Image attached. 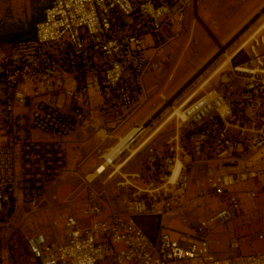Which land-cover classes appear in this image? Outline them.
<instances>
[{
	"label": "built area",
	"instance_id": "2783aa9c",
	"mask_svg": "<svg viewBox=\"0 0 264 264\" xmlns=\"http://www.w3.org/2000/svg\"><path fill=\"white\" fill-rule=\"evenodd\" d=\"M197 3L50 0L35 37L0 42V231L19 209L48 204L68 167V136L103 131L115 143L137 128L131 145L147 133L152 116L137 118L148 96L145 76L163 68L161 47L181 36ZM183 111L165 150H158L155 136L137 145L135 156L147 152L151 176L141 184L135 182L141 172L124 176L121 186L135 190L121 209L109 208L108 190L94 183L110 167L104 171L100 163L92 177H83L86 194L77 208L68 207V195L55 209L51 232L26 236L36 264H264V251L219 256L210 242L243 212L242 193L251 200L264 193V36L234 56ZM104 150L98 149L102 160ZM232 162L241 167L225 165ZM251 181L259 185L237 188ZM210 197L222 207L174 236L166 217L185 220ZM149 215L160 225L155 237L139 220ZM0 264H6L1 234Z\"/></svg>",
	"mask_w": 264,
	"mask_h": 264
},
{
	"label": "rangeland",
	"instance_id": "374dc122",
	"mask_svg": "<svg viewBox=\"0 0 264 264\" xmlns=\"http://www.w3.org/2000/svg\"><path fill=\"white\" fill-rule=\"evenodd\" d=\"M49 1L0 0V33L15 30L28 20L37 17L41 12L40 17L43 18L44 7ZM263 4L264 0H199V3L189 10L181 36L164 42L163 36L154 35L158 44L164 42L160 50L164 66L160 71L149 72L145 76L148 96L144 106L137 113V118L143 121L161 108L164 109L149 124L147 133L131 144V147L137 146L146 136L156 134L153 141L158 150L166 148L167 139L175 134L177 126L175 116H179V110L187 106L203 90H209L213 82H217L219 73L226 68L231 59H228L227 54L232 56L239 50L247 51L255 39L264 36ZM256 16L258 17L249 23ZM165 31L170 34L166 28ZM254 36L257 37L254 38ZM23 38L21 35L14 37L0 34V41ZM210 78L213 79L207 84ZM104 138L105 136L100 137L98 134L87 136L79 132L66 138L68 167L59 185L47 194L48 204L34 211L27 208L19 209L14 214L12 222L0 231L6 264H36L27 249L26 236L37 229L51 232L50 222L55 209L68 195L72 198L68 207L77 208L79 206L86 194L83 177L92 173L95 167L103 161L99 158L98 149L104 150L114 144L112 140ZM129 152V149H125L120 153L113 165L110 164L109 169L94 182L97 187L108 190L109 201L107 197L106 201L109 208L121 209L124 201L135 190L133 187L123 188L121 186L122 182L126 181L124 176L133 172H141L143 178L140 181L135 179V182L139 184L151 176L147 168L146 151L139 153L120 172L112 175L115 165L122 164ZM201 168L196 169V177ZM196 188L197 183L193 182L192 190ZM55 189L58 191L56 192ZM55 194L58 196L57 199L52 198ZM220 201L218 197H210L208 206L186 214L187 221L168 216L164 222L170 226L171 233L177 236L179 230H191L204 215L217 211L220 208ZM139 220L146 232L151 237H155L160 228L156 218L149 215ZM219 229L221 227L217 228ZM228 253L230 250L225 255Z\"/></svg>",
	"mask_w": 264,
	"mask_h": 264
},
{
	"label": "crops",
	"instance_id": "0c3cea01",
	"mask_svg": "<svg viewBox=\"0 0 264 264\" xmlns=\"http://www.w3.org/2000/svg\"><path fill=\"white\" fill-rule=\"evenodd\" d=\"M128 130L129 126L122 128L124 133ZM77 132L82 133L81 131ZM227 166L232 169H237L241 167V164L237 165L236 162H232L228 163ZM258 185V181H251L237 188L242 190L246 187H256ZM241 200L243 203V212L210 235L211 246L217 251L219 256H224L229 250L230 253L264 251V193H261L255 200L249 199L242 193ZM219 204L221 208L223 205L222 201ZM183 221L187 220L185 219ZM233 240L239 241L240 246L238 249L231 247L230 243Z\"/></svg>",
	"mask_w": 264,
	"mask_h": 264
},
{
	"label": "bare ground",
	"instance_id": "6f19581e",
	"mask_svg": "<svg viewBox=\"0 0 264 264\" xmlns=\"http://www.w3.org/2000/svg\"><path fill=\"white\" fill-rule=\"evenodd\" d=\"M262 14H264V11L262 12ZM262 29L264 30V26L262 27ZM257 37V36H256ZM255 36H254V38H256ZM253 38V39H254ZM241 51L242 50H239V51H237L236 53H234L232 56L231 55H229V54H227V53H225V54H227V57H228V59H232L234 56H236L237 54H239V53H241ZM230 59V60H231ZM230 60H229V62H230ZM225 65V64H224ZM223 65V66H224ZM189 104V103H188ZM187 104V105H188ZM175 107V106H174ZM185 108V107H184ZM184 108H182V109H180L179 110V116L180 117H182V118H185V116H186V113L183 111V109ZM176 110L178 111V108H176ZM167 122V121H166ZM166 122H164V124L166 123ZM163 127V126H162ZM137 131H138V129L137 128H132L128 133H126V134H124V135H121L120 136V140L119 141H117V142H115L112 146H110V147H108L107 149H106V152H104V159H103V161L101 162V169L102 170H107L108 169V167L109 166H111V165H113V163H114V160L115 159H117L118 157H119V154L121 153V152H123L125 149H129L130 150V152H129V154L126 156V158L124 159V161H123V163L121 164V163H119V165H115V174L116 173H118V172H120L121 171V169L132 159V158H134V156L136 155V151H137V146H135V147H131V145H130V143H131V138L134 136V135H136V133H137ZM98 135L100 136V137H104L105 136V134H104V132L103 131H100L99 133H98ZM156 134H153L152 136L151 135H149V136H146L143 140H145V139H147L148 141L150 140V139H152L154 136H155ZM111 164V165H110ZM94 172V171H93ZM92 172V174L90 175V177H92L93 176V174H95V173H93Z\"/></svg>",
	"mask_w": 264,
	"mask_h": 264
},
{
	"label": "trees",
	"instance_id": "16d2710c",
	"mask_svg": "<svg viewBox=\"0 0 264 264\" xmlns=\"http://www.w3.org/2000/svg\"><path fill=\"white\" fill-rule=\"evenodd\" d=\"M48 3L45 5V7L48 5ZM45 7H44V9H45ZM43 12H44V10H43ZM40 15H42V12L37 17L28 20L27 23L18 26L15 30L0 33L1 35H8V36H14V37L17 35H21L24 37L23 39L10 40V41H0V42L12 44V43L18 42L20 40H25V39H30V38L35 37L36 23L38 21H40L41 19H43L40 17Z\"/></svg>",
	"mask_w": 264,
	"mask_h": 264
},
{
	"label": "water",
	"instance_id": "95a60500",
	"mask_svg": "<svg viewBox=\"0 0 264 264\" xmlns=\"http://www.w3.org/2000/svg\"><path fill=\"white\" fill-rule=\"evenodd\" d=\"M259 14H261V13L259 12ZM257 17H258V16H256L255 18H253V20H251V22H249V23H252ZM163 109H164V108H161V110H159L157 113H155V114L151 117V120L156 119V118L161 114V112H162Z\"/></svg>",
	"mask_w": 264,
	"mask_h": 264
}]
</instances>
